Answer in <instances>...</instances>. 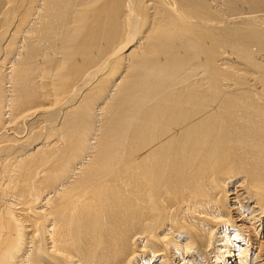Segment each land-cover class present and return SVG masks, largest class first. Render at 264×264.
Instances as JSON below:
<instances>
[{
	"label": "bare ground",
	"instance_id": "bare-ground-1",
	"mask_svg": "<svg viewBox=\"0 0 264 264\" xmlns=\"http://www.w3.org/2000/svg\"><path fill=\"white\" fill-rule=\"evenodd\" d=\"M0 264H264V0H0Z\"/></svg>",
	"mask_w": 264,
	"mask_h": 264
}]
</instances>
